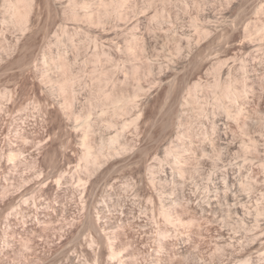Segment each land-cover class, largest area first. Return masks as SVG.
Instances as JSON below:
<instances>
[{"label": "rangeland", "instance_id": "374dc122", "mask_svg": "<svg viewBox=\"0 0 264 264\" xmlns=\"http://www.w3.org/2000/svg\"><path fill=\"white\" fill-rule=\"evenodd\" d=\"M0 264H264V0H0Z\"/></svg>", "mask_w": 264, "mask_h": 264}]
</instances>
